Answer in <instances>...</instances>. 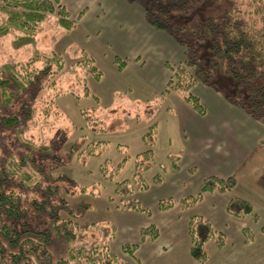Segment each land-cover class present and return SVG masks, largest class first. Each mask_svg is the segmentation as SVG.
Wrapping results in <instances>:
<instances>
[{
  "label": "rangeland",
  "instance_id": "rangeland-1",
  "mask_svg": "<svg viewBox=\"0 0 264 264\" xmlns=\"http://www.w3.org/2000/svg\"><path fill=\"white\" fill-rule=\"evenodd\" d=\"M60 2L75 26L67 31L48 22L50 31L41 36L38 48L64 58L65 71L56 79L61 119L49 130L50 122H44L41 115L38 125L20 137L0 122L1 157L16 153L25 140L40 144L47 135L52 138L54 156L39 161L59 180V200L66 202L62 212L66 224L61 228L66 225L69 230L53 237L50 250L54 260L67 258V242L76 245L99 239L107 240L111 252L129 264L198 263L187 256V214L179 203L175 206L178 211H162L159 202L197 196L205 181L215 175L236 182L237 152L251 146L258 147L257 153L264 152V124L245 107L246 86L230 74L215 72L212 38H199L208 18H222L226 10L241 5L240 1L198 0L186 13L172 12V24L181 29L179 37L184 43L151 23L148 9L161 7L159 0ZM12 41H2L0 65L9 59L27 61L31 56L24 50L14 51ZM86 56L101 72L100 79L82 70L67 73ZM187 61L198 80L189 91L200 98L204 114L187 102L188 92L166 91ZM149 133L153 143L144 140ZM149 150L152 157L146 156ZM129 190L132 194L127 195ZM232 191H215L219 197L202 200L192 208L198 216L212 220V228L228 240L221 250L214 240L206 243L209 259L205 264L249 263L239 252L238 219L243 218L228 211L236 197H221ZM133 198L150 213L120 207ZM165 215L175 216L179 245L168 254L150 253L160 235L156 240H142V229L160 225V217ZM46 221L44 216H33L30 225L45 230ZM263 221L264 216L260 224L252 225V232L259 234L257 228ZM113 230L110 238L108 232ZM125 244L138 245L136 260L124 252Z\"/></svg>",
  "mask_w": 264,
  "mask_h": 264
},
{
  "label": "trees",
  "instance_id": "trees-1",
  "mask_svg": "<svg viewBox=\"0 0 264 264\" xmlns=\"http://www.w3.org/2000/svg\"><path fill=\"white\" fill-rule=\"evenodd\" d=\"M162 6L148 9L151 23L157 29L167 30L176 36L179 42L181 31L172 24V12H188L198 0H159ZM241 5L226 10L222 18H208L200 39L212 38V61L215 72L230 74L248 92V113L264 124V0H239ZM242 6H244L242 8ZM48 22L67 31L75 26L67 8L60 0H0V45L2 41L13 38L14 51L24 50L27 61L9 59L0 65V122L8 129H15L20 137L34 126L42 115L47 126L57 125L61 116L57 112L56 97L58 76L65 71V62L57 52H45L38 48L41 36L49 33ZM82 70L86 75L101 78V72L91 57L78 62L67 69L75 75ZM198 83L191 70L190 61L180 66L176 77L171 79L167 92L183 90L188 92L187 102L201 114L204 107L200 98L190 93ZM57 92V93H54ZM69 92H73L70 90ZM88 92V89H86ZM74 94V92L72 93ZM146 142L153 143L152 134L145 135ZM91 154L89 150L87 152ZM146 156L152 157L149 150ZM92 155V154H91ZM54 156L52 138L46 136L40 144L25 140L16 153L0 156V264H129L116 257L110 250L107 240H93L80 244L67 242V258L54 260L50 250L53 237L67 230L62 224L65 200H59V180L53 171L45 170L39 160ZM56 184V188L53 186ZM236 186L234 178L224 179L212 176L205 181L202 192L181 201L161 200L162 211L174 208L178 203L182 209L189 210L204 199L207 193L232 191ZM40 194L37 198L34 194ZM132 194L129 190L127 195ZM122 208L150 213L133 198L122 203ZM228 211L231 215L257 219L254 206L245 199L235 198ZM33 216L47 219L45 230L30 225ZM75 216V215H74ZM142 240L150 237L158 239L159 230L155 226L142 229ZM110 238L114 230L108 232ZM191 238L190 254L199 264L209 259L206 243L214 240L218 249H223L227 237L215 231L211 224L200 216H193L189 223ZM246 243L252 240V233L244 230ZM138 245L125 244L123 250L135 258Z\"/></svg>",
  "mask_w": 264,
  "mask_h": 264
},
{
  "label": "crops",
  "instance_id": "crops-1",
  "mask_svg": "<svg viewBox=\"0 0 264 264\" xmlns=\"http://www.w3.org/2000/svg\"><path fill=\"white\" fill-rule=\"evenodd\" d=\"M257 145L259 146V142ZM257 148V146H251L248 147V149L244 148L245 151L237 152L236 163L238 167V173L236 174V188L230 193V195L221 196L225 198L234 196L236 198L247 200L254 206L255 214L258 216L257 219L253 218V220H245L244 218V220L238 219L240 227V232L238 234L242 236V244L240 246L239 252L243 253L242 258L247 259V261L249 262L248 264H264V221L261 226L257 228L259 234H256L251 230L252 225L260 224L262 217L264 216V152H255ZM215 193L205 194L203 201L206 202L208 200H211L212 198H215L216 196L219 197V195ZM174 209L175 207L173 208V210ZM175 210L178 211V209ZM183 210L182 213L187 214L185 224L188 223V219L190 221L193 216H198V214H196L194 210H192V208L185 211ZM212 215L217 216V214L215 213H212ZM199 216L204 220L208 219L207 221L211 224L212 220L206 218L203 214H199ZM160 223V225L158 223L155 225H151L158 228L160 237L157 241L159 244L150 248L148 251L150 253L168 254L170 250L175 248V244L178 243L177 245H179L181 234L175 231V216H161ZM161 225L162 227H164L163 238ZM245 229H248L253 235L250 243L245 242ZM184 230L187 231L186 228ZM188 233L189 226L188 232L184 233V238L185 245L187 247V256H189L190 260H193L190 254L191 238ZM136 259L137 254H135V260Z\"/></svg>",
  "mask_w": 264,
  "mask_h": 264
}]
</instances>
